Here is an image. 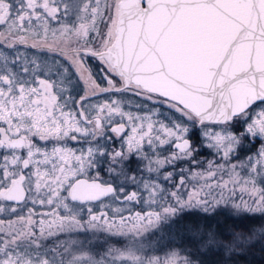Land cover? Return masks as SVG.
Returning a JSON list of instances; mask_svg holds the SVG:
<instances>
[{"label":"snow or ice","instance_id":"obj_1","mask_svg":"<svg viewBox=\"0 0 264 264\" xmlns=\"http://www.w3.org/2000/svg\"><path fill=\"white\" fill-rule=\"evenodd\" d=\"M0 49V264H202L264 240V0H0ZM105 163L140 190L87 178ZM110 195L156 210L93 204ZM185 213L260 227H186L195 251L149 236Z\"/></svg>","mask_w":264,"mask_h":264},{"label":"rangeland","instance_id":"obj_2","mask_svg":"<svg viewBox=\"0 0 264 264\" xmlns=\"http://www.w3.org/2000/svg\"><path fill=\"white\" fill-rule=\"evenodd\" d=\"M137 100H138L137 102L130 101L129 110H131L134 114L145 115V116L148 115L149 114L148 109L151 108L152 105L149 102L141 101L140 98H138ZM138 102L145 103L146 106L143 112H140L139 107H137ZM160 110L161 109H158V111ZM164 117H167V116L164 115ZM165 122L167 121L165 120ZM117 148L118 149L121 148L119 141L115 149ZM203 149L205 150V153L202 152V155L200 156L201 161L211 160L214 158V154L212 153V150L207 149L206 147ZM133 166L137 167L136 164H133ZM181 166L185 169L188 168V164L186 161L184 160L177 161L174 174L180 173ZM140 167L143 168V165L141 164ZM167 170L168 169H165V171ZM141 177L147 179V174L141 173ZM189 179L191 178L189 177ZM163 183L165 184L167 188L171 189L172 187L171 183L167 181H164ZM145 200H147V197L145 198ZM191 214L194 217L196 216V218L190 219L189 216ZM221 217H228V216L219 215L215 217L206 218L203 216V214L185 213L179 218L178 223H176L172 227H170V224L172 222H161L158 225V227L155 229V231L158 232L159 235L158 236L154 235L152 237H154L155 240H159L160 245L164 247L165 249H167L169 245H172V246H183L184 248H187L191 251H195L196 244L190 238V235L185 230V228L199 224L202 226L204 230H207V226L211 225L212 228L219 233L217 226L220 223V221L222 222ZM242 227L243 228H240V227H237L234 229L232 228L231 230L228 231V235L230 231H234V232L247 235L252 231L253 228H259L260 224L259 222H257L256 225H253L252 223H250L249 225L242 226ZM186 238L188 239L186 240ZM215 250L221 251V255L224 257L222 258V260H224L223 262H227L226 264H264V240H261L259 237L255 238L250 244H247L246 246H244L243 250L233 255H228L222 249H219V248ZM211 251L212 250L207 251L204 254L197 253L198 258L202 261V264H208V263L215 264L213 262L214 260L212 259L213 255L211 254ZM216 264H220V263L217 262Z\"/></svg>","mask_w":264,"mask_h":264},{"label":"flooded vegetation","instance_id":"obj_3","mask_svg":"<svg viewBox=\"0 0 264 264\" xmlns=\"http://www.w3.org/2000/svg\"><path fill=\"white\" fill-rule=\"evenodd\" d=\"M0 51H3L5 53V55H8V56H11L12 54H14L15 50L13 49H0ZM21 51L24 52V48L23 46H21ZM33 50L32 49H27V51L25 52V54H30ZM40 59L42 60H45V62L47 63H51V59H52V56L51 54H48L47 56H41L39 57ZM90 63L93 65V68L95 69V64L96 62L95 61H90ZM73 84H74V87H73V95L74 96H78V95H82V85H80L79 83H77L75 81V79L73 80ZM138 97H134V96H131V94L128 95V101H134V102H137L138 100ZM161 112H163V114L165 116H169V111L165 108V109H161L160 110ZM179 114H177L178 116ZM194 140H198L200 139V137H194L193 138ZM107 144L110 145V147L112 149H115V147L117 146L118 144V141L116 143H113L111 142V140H108L107 141ZM68 146L72 147L74 146L75 149H81V148H86L87 147V144H83V142L81 143H77V142H74V141H69L68 142ZM251 147V146H249ZM205 147H200V152H203L205 153V150L203 149ZM115 150H120V149H115ZM175 151V149H173ZM101 167L103 168V170L101 171L100 169H93L92 172H90L88 174V177L89 179L93 178V173L95 172H99V179L100 180H103V181H107L109 183H113L114 185L116 186H120V185H123L124 189L126 191H132V190H136V191H139L140 189L137 188V186L131 184V182H125L123 180H120V181H116L113 179L112 176H110L107 172V164H102ZM133 169H135L136 167L135 166H132ZM138 175L141 176V173H138ZM146 198V197H145ZM144 198V199H145ZM102 200L104 201V204L101 205V202L100 201H95L93 202L94 205H99L103 208H105L106 210L107 209H111L112 211H114L115 207L117 206H121V211L123 212V214L125 215V217H128L130 218L132 215L135 214V212L139 211L141 212L142 214L148 212V211H155L156 210V205H149L148 203H133V204H128L124 201H117V200H114L113 197L110 195V196H107V197H103ZM13 202H6V201H0V204H12ZM112 211L109 212V214L111 215L112 214ZM15 213H10L6 210V212L4 214H0V218H3V219H14L15 218ZM84 215H86V213H84ZM156 233L155 229H150L149 230V236H154ZM51 241H49L50 243ZM217 262L215 261V264ZM210 264V263H208Z\"/></svg>","mask_w":264,"mask_h":264},{"label":"trees","instance_id":"obj_4","mask_svg":"<svg viewBox=\"0 0 264 264\" xmlns=\"http://www.w3.org/2000/svg\"><path fill=\"white\" fill-rule=\"evenodd\" d=\"M190 219H195L196 216L194 217L192 214L189 216ZM221 220L222 222L220 221V223L218 224L217 228L219 230V234H220V237L221 239H225L227 237H229L228 235V231L231 230L232 228H237V227H240V228H243L242 226H247L250 224V222H247L245 221L244 223H240V222H237V221H233L230 217H221ZM209 221V220H208ZM218 222V221H217ZM254 225V224H253ZM256 225V224H255ZM185 237V236H184ZM185 239V238H183ZM188 238H186L187 240ZM192 242V241H190ZM256 253V252H255ZM211 254L213 255L212 256V259L214 260L213 262L215 263L216 262H219L220 264H226L227 262H223L224 260H222V258H224L222 255H221V251L219 250H212L211 251ZM212 264V263H211Z\"/></svg>","mask_w":264,"mask_h":264}]
</instances>
